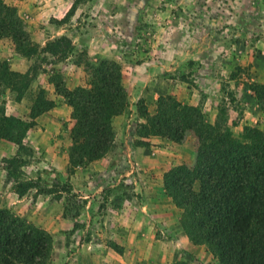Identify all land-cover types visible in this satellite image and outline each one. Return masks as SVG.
Wrapping results in <instances>:
<instances>
[{
    "label": "rangeland",
    "instance_id": "obj_1",
    "mask_svg": "<svg viewBox=\"0 0 264 264\" xmlns=\"http://www.w3.org/2000/svg\"><path fill=\"white\" fill-rule=\"evenodd\" d=\"M5 1L22 14L21 18L35 43L41 44L44 38L61 35L73 40V53L62 61H41L45 71L40 74L46 73L49 80L51 76H56L59 82L73 89L88 84L91 79L85 71L86 59L92 63L102 58L113 59L121 66L122 83L127 94L125 110L113 118L115 140L102 156H110L112 161H105L104 167L94 166L97 159L75 168L69 165L68 152L78 111L63 99L68 111H62L64 117L52 118V123L58 124L61 131L51 136L53 142H58V146L51 150V158L65 151L67 163L64 169L53 165L52 160L50 163L46 159L47 151L43 149L38 155L34 152L32 156L24 157V163L17 166L14 175H9L12 182L18 174L22 178L40 176L43 182L48 186L52 184L57 190L49 196L62 203L59 215L67 219V228L61 233L56 231L55 235L51 234V257H61L60 264H84L85 259L93 261L105 256H108V262L96 261L94 264H114L120 259L125 262L128 259L132 264L175 261L181 264H220L205 245L191 243L180 225L181 209L165 192L163 194L167 195L165 198L170 203L163 202V206L170 210L173 207V212L177 210L178 229L174 231L157 225L154 236L153 230L143 244H118L121 252L118 251L120 249L114 250L109 243L112 242L108 237L110 227L107 228L106 224L101 227L99 223L93 222L97 213L90 212L92 208L97 210L98 206L106 207L112 202L108 194L112 183L106 184L105 181L104 185H95L93 176L103 172L112 177L117 176L124 183L114 181L113 184L123 188L127 196L133 195L138 201L149 202L144 189L139 191L134 181L122 179L128 176L133 178L132 175L139 177L138 173H144L151 175L154 183L161 174L163 178V173L171 167L192 163L195 150L193 136L188 135L180 143L160 136L161 141L153 143L160 147L164 139L174 142L170 151L176 157L168 149H149L150 142L147 139L152 135L148 138L136 135V124L144 122L138 113L139 104L154 114L159 96L171 95L182 104L201 105L205 120L210 122L214 120L218 106L223 103L228 109L229 125L236 138L241 136L245 116L251 122L247 125L264 129V121L263 125L259 121L264 118V112L251 89L252 83L264 84V0H87L79 4L71 16L66 13L74 0ZM4 39L12 42L8 37ZM9 44L8 41L5 43L7 46ZM84 50L87 55L82 54ZM11 59L14 66L19 68H25L31 62ZM30 59L33 61V58ZM178 87L186 90L175 95L173 89ZM39 89L31 87L25 95L31 101ZM6 93V89L0 92V106H3L5 113H22L27 117L23 110L24 107L25 110L30 109L29 101L6 104ZM126 128L128 137L147 140L148 149H141L136 154L132 152L133 160L123 166L120 146L126 144L123 143ZM113 156L120 161H116ZM11 157H0L8 174ZM172 158L175 160L169 162ZM77 172L87 176L75 181L73 177ZM33 192L35 189L30 190L29 194ZM170 212L168 216L172 215ZM96 240L102 241L104 245L89 244Z\"/></svg>",
    "mask_w": 264,
    "mask_h": 264
},
{
    "label": "trees",
    "instance_id": "obj_2",
    "mask_svg": "<svg viewBox=\"0 0 264 264\" xmlns=\"http://www.w3.org/2000/svg\"><path fill=\"white\" fill-rule=\"evenodd\" d=\"M86 1L74 0L66 15L71 16ZM4 37L11 39L16 53L33 58L23 73L12 70L6 60L0 61V92L9 89L16 100L26 94L36 75L45 71L41 61H62L75 49L73 40L65 35L48 39L43 45L35 43L17 8L0 0V39ZM82 54L87 55L86 50ZM85 71L91 77L89 83L73 89L56 76L50 77L57 93L78 111L68 152L69 165L74 168L108 152L115 140L113 118L127 105L117 61L102 58L92 63L86 59ZM251 85L264 112V84ZM44 94L43 89L36 92L29 121L6 114L0 106V138L17 145L16 154L9 159V175H14L24 157L34 153L24 138L34 124L32 119L54 104ZM138 113L144 119L136 124L138 137L158 135L180 143L191 135L195 140L192 163L175 165L162 178L165 193L181 209L180 225L189 240L205 245L220 264H264V129L245 124L240 138H236L223 103L210 122L205 120L201 105L182 104L171 95L158 97L154 114L143 104H139ZM147 144L141 138L134 140V145ZM32 189L34 198L57 191L40 176L22 178L18 174L12 182L18 196ZM110 246L121 252L118 244ZM52 250L49 231L0 206V264H46Z\"/></svg>",
    "mask_w": 264,
    "mask_h": 264
},
{
    "label": "crops",
    "instance_id": "obj_3",
    "mask_svg": "<svg viewBox=\"0 0 264 264\" xmlns=\"http://www.w3.org/2000/svg\"><path fill=\"white\" fill-rule=\"evenodd\" d=\"M6 2V1H5ZM18 14L21 17V13ZM53 36H49V38H44L41 42V45H43L46 40L52 39ZM9 42L10 44L7 46L5 45L6 42ZM4 45L7 46L6 53H4ZM11 57H13L15 60L24 59L27 61H31L30 64H28L25 68H19L14 66V64L11 62ZM6 60L12 70L18 71V72H25L29 66L33 63V61L28 57H23L16 53L14 50V45L12 42H10L7 39H0V61ZM40 74V72L38 73ZM34 83V84H33ZM31 87H39L40 89H43L45 91V98L53 101L54 104L51 108L44 110L40 114L36 115L32 120L34 121V124L30 126V128L27 131V134L24 138V141L28 140L29 142L26 143L31 148H33L36 155L42 153V150L45 149L47 151L46 159L52 164L56 165L57 167H62L64 169V166L67 163V155L62 152L60 156H57L54 154L51 150H54L58 146V142H53L51 139L52 134H57L61 131V128L58 124H53L52 118L55 117H64V113L62 112L65 109L66 104L63 103V97L59 95L54 87V84L49 80V77L46 75V73L36 75V77L32 80L27 92ZM179 89V87H178ZM173 89V93L177 95V93L183 92L184 89ZM7 93L4 97L6 99V104L8 102L17 103L20 104L23 101L28 100V105L33 104L34 96L30 99L24 95L21 99L16 100L13 94L11 95V92L9 89H6ZM28 98V99H27ZM60 100V103H59ZM31 102V103H30ZM30 103V104H29ZM30 106V107H31ZM26 107H24L23 112H25V115L27 114V117L23 116L22 113H15L11 112L8 115H13L15 117H18L22 120L29 121L30 118V109L25 110ZM68 111V110H67ZM28 112V113H27ZM250 112V111H249ZM27 118V119H26ZM246 116L243 120L244 124H251L250 121L246 120ZM260 124L263 125L264 118L262 120H259ZM242 127V125H241ZM126 135L124 138V142L126 144L124 146H120L122 150V161L121 164L129 165V162L133 160L131 154L134 152L135 154L142 151L143 149H151L156 150L158 148L161 149H168L169 153L173 156H176L173 154L172 151H170L173 148L174 142H170L164 139V143L162 142L160 147L154 146L153 143L155 141H161V137L157 135H152L147 140L150 142V145L148 148L146 146H139L134 145V138L128 137V131L127 128L125 129ZM130 134V133H129ZM133 134V133H132ZM129 138V139H127ZM171 143V144H170ZM121 144V143H120ZM119 144V145H120ZM17 145L9 141L7 139L0 138V157L3 155L5 157H11L12 155L16 154ZM142 149V150H141ZM177 157V156H176ZM57 158V159H56ZM113 158L116 161H120L118 157L113 156ZM112 157H102L100 159H97L94 162V166L96 167H104L108 160L111 162ZM175 159L169 160V162H172ZM101 161V163H100ZM107 161V162H105ZM46 162V161H44ZM44 162L42 164H44ZM140 162H144V160H140ZM137 161V163H140ZM188 162V161H187ZM100 163V165H99ZM174 165V164H173ZM123 169V167H122ZM125 175H129V173H126ZM138 176L132 175L133 178L127 177L126 179H122V181H134V185L136 186V189L139 187V191H142V189L145 190V194L148 195L149 202L146 200L144 201H138L135 199L133 195L127 196L126 192L123 191V188H119L116 185L113 184L115 182H121L120 179L117 178V176L112 177L110 174L107 173H100L95 174L93 177V180H96V184L104 185L105 181L111 182L110 186H112V189L110 192L108 191V194L110 196V199L112 200L111 203H109L106 207L98 206L97 210L92 208L90 209V212H96L97 218L93 217V222H97L100 224H106V227H110V234L108 233L109 239H112V242L109 241V243H115L120 245H132V244H143L146 242L147 238L150 237L149 234L152 235V231L154 230V233L152 236H154L156 231L157 225H162L166 227L167 229H173L176 231L179 227L178 224V218H177V210L176 212H173V207L169 209L164 208L163 202L170 203L169 200H167V195L165 196L163 194L164 189L162 187V174L158 176V179L156 178L154 180V183H152L151 175H146L144 173L139 174ZM84 176H87L85 173H76L75 177L73 179L75 181H79L80 179H83ZM121 176V175H120ZM108 179V180H106ZM144 181V185L141 184V182ZM124 183V182H121ZM116 186V187H115ZM85 188V187H84ZM157 190V191H156ZM137 191V190H136ZM157 194H156V192ZM160 191V193H159ZM137 193V192H135ZM142 194V193H141ZM143 195V194H142ZM163 196V198H161ZM4 204L5 207H8L13 211L15 214L20 215L22 218H24L27 222H30L32 224H35L39 227H42L49 231L51 234L55 235L56 231L62 232L61 230H64L67 228V219L61 218L59 215V210L61 212L62 203H58L56 200L52 199L49 194H38L35 198L33 197V194L27 192L26 194L22 196H18L16 193L12 190V181L10 180V176L6 170V168L2 165V162L0 160V206ZM62 206V207H61ZM172 214L171 216H168V212ZM58 212V214H56ZM93 213V214H94ZM174 213V214H173ZM105 214H107V218H105ZM176 215V216H173ZM54 216H56V219H54ZM102 227V226H101ZM59 233V234H60ZM106 233V235H107ZM91 242V241H90ZM192 243V242H191ZM87 244V241H86ZM92 244H98V245H104L102 241H92ZM193 244V243H192ZM59 245V244H58ZM197 245V244H193ZM187 249H192L190 247H187ZM57 256V255H56ZM52 256L51 259L46 264H60L61 257ZM95 256H90V258H94ZM96 261L99 262H108V256L101 257L99 260H90L85 259L83 260L84 264H94ZM114 264H132V262H129L128 259H126V262L123 259H120V262H113Z\"/></svg>",
    "mask_w": 264,
    "mask_h": 264
}]
</instances>
